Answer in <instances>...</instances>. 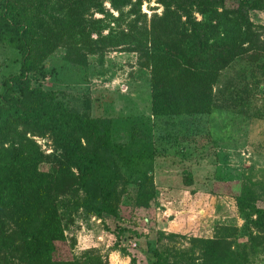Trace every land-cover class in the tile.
Segmentation results:
<instances>
[{
  "label": "trees",
  "instance_id": "1",
  "mask_svg": "<svg viewBox=\"0 0 264 264\" xmlns=\"http://www.w3.org/2000/svg\"><path fill=\"white\" fill-rule=\"evenodd\" d=\"M149 1L0 0V44L18 58L17 73L0 81V264H104L94 251L64 256L63 215L80 211L115 220L127 186L136 209L149 210L157 196L151 141L139 136L138 149L118 144L110 118L89 117L42 89L43 64L58 49L73 65L109 51L136 53L148 72L155 118L209 115L219 108L213 91L219 74L237 62L248 66L238 76L258 73L264 86V27L248 17L264 12V0H153L162 11L147 22L140 7ZM125 7L133 17L127 22ZM34 137L49 142V154ZM229 196L239 227L217 224L211 238H190L182 249H147L151 264H250L264 254V209L256 206L255 193L241 188ZM124 233L141 238L128 227L117 229L116 238ZM165 237L178 236L158 231L155 242Z\"/></svg>",
  "mask_w": 264,
  "mask_h": 264
},
{
  "label": "rangeland",
  "instance_id": "2",
  "mask_svg": "<svg viewBox=\"0 0 264 264\" xmlns=\"http://www.w3.org/2000/svg\"><path fill=\"white\" fill-rule=\"evenodd\" d=\"M103 7L112 18L118 15L106 1ZM161 11L153 0L140 7L147 22ZM122 13L126 22L133 18L129 7ZM92 17L112 22L98 13ZM193 17L199 20L198 14ZM248 17L254 26L264 27V12L252 11ZM62 55L58 49L44 62V76L39 80L42 89L55 91L67 107L89 117L110 118L114 142L138 149L139 136H144L157 153L152 167L157 196L149 210L133 207L134 189L127 186L115 220L84 216L80 211L63 215L64 256L94 251L104 264H132L130 258L133 264H151L147 249L163 245L182 249L188 247L190 238H211L217 224L239 227L241 221L229 196L234 191H253L256 206L264 209V86L258 73L254 78H241L237 74L247 65L240 62L222 71L213 88L219 108L209 115L155 118L149 111L148 72L140 67L136 53L115 50L86 56L83 65L66 63ZM17 69V56L0 44V81ZM33 139L43 154L50 153L45 138ZM121 227L136 231L141 238L136 242L124 233L117 239ZM158 231L178 237H165L158 244ZM253 260L250 264H264V254Z\"/></svg>",
  "mask_w": 264,
  "mask_h": 264
}]
</instances>
